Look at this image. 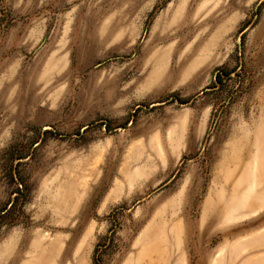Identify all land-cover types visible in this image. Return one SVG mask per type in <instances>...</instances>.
<instances>
[{"label":"rangeland","instance_id":"1","mask_svg":"<svg viewBox=\"0 0 264 264\" xmlns=\"http://www.w3.org/2000/svg\"><path fill=\"white\" fill-rule=\"evenodd\" d=\"M0 264H264V0H0Z\"/></svg>","mask_w":264,"mask_h":264}]
</instances>
